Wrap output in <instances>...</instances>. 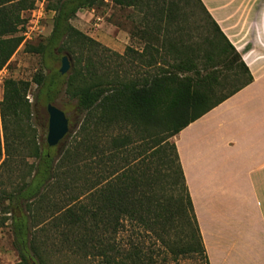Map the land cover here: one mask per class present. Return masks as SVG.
Instances as JSON below:
<instances>
[{
  "label": "trees",
  "instance_id": "trees-1",
  "mask_svg": "<svg viewBox=\"0 0 264 264\" xmlns=\"http://www.w3.org/2000/svg\"><path fill=\"white\" fill-rule=\"evenodd\" d=\"M37 1L0 0V71L24 41L22 13ZM101 1L55 0L49 39L31 51L73 53V43H95L72 20ZM111 1L156 19L158 27L142 31V38L157 45L146 44L148 59L126 51L156 70L128 82L81 88L82 128L59 150L38 142L29 84L4 80L0 179L24 162L28 168L20 185L0 190V210H25L9 218L20 256L15 264H47L38 237L45 213L59 248L85 252L101 264H157L191 254L210 264L174 138L251 84L253 75L202 0ZM45 78L38 73L34 82L52 102L56 86L46 85ZM128 231L126 250L121 243Z\"/></svg>",
  "mask_w": 264,
  "mask_h": 264
},
{
  "label": "crops",
  "instance_id": "crops-1",
  "mask_svg": "<svg viewBox=\"0 0 264 264\" xmlns=\"http://www.w3.org/2000/svg\"><path fill=\"white\" fill-rule=\"evenodd\" d=\"M253 82L174 138L210 264H264V0H202Z\"/></svg>",
  "mask_w": 264,
  "mask_h": 264
},
{
  "label": "rangeland",
  "instance_id": "rangeland-1",
  "mask_svg": "<svg viewBox=\"0 0 264 264\" xmlns=\"http://www.w3.org/2000/svg\"><path fill=\"white\" fill-rule=\"evenodd\" d=\"M55 0L37 1L34 8L22 13L27 22L31 20V11L39 12L45 10V20L42 22L40 32H33L31 39L21 45L4 68L1 77L4 80L14 79L29 84L28 99L33 104V117L37 128L36 134L38 142L44 147H48V125L49 113L48 104H53L61 109L69 120L70 131L63 142L54 147L57 151L64 143L72 140L84 122L85 113L78 105L77 95L81 88L92 83L108 84L112 82H128L137 78H143L150 72H155L154 68H149L147 63L138 60V54L143 53L147 46L157 47L152 40L142 38V31L150 30L154 25L158 27L153 15H147L140 8L123 7L115 4L111 0L101 1L93 9L82 10L73 20L72 24L79 31L90 37L95 43L81 45L71 44L73 53H48L40 55L31 51V48L40 44H46L52 32L55 12L50 10V6ZM194 11L198 16L204 17L201 9L196 7ZM26 22V25L28 24ZM25 25V29H26ZM148 42V43H146ZM131 49V54L136 57L126 55L127 49ZM151 50L144 52L143 60H147ZM68 57L69 70L66 74H61L62 59ZM42 73L46 78V85L56 86V92L52 95V102H48L47 95L41 92L40 86L34 82L36 74ZM4 83L0 85V102L3 98ZM99 128H130L125 125L99 126ZM159 128V127H158ZM119 133V132H118ZM3 138V132L1 130ZM52 153H55V152ZM34 162L33 159L28 160ZM20 169L12 168L9 174L0 179V190H11L23 182L27 174L25 162ZM52 199V196H51ZM25 210L15 208L12 215L5 214L0 210V264H15L20 261L19 252L14 246V236L12 230L11 216H22ZM181 222V220H180ZM50 213H45L41 217V224L38 230L40 250L47 264H101L100 260L93 258L85 252H75L68 248H59V240L55 239L51 232ZM45 230V231H42ZM129 231L122 235V245L124 249H129ZM58 245V246H57ZM38 261V260H35ZM36 263V262H35ZM157 264H205L201 256L186 255L169 259L166 262Z\"/></svg>",
  "mask_w": 264,
  "mask_h": 264
},
{
  "label": "water",
  "instance_id": "water-1",
  "mask_svg": "<svg viewBox=\"0 0 264 264\" xmlns=\"http://www.w3.org/2000/svg\"><path fill=\"white\" fill-rule=\"evenodd\" d=\"M69 70L68 57L64 56L62 59L61 74H66ZM47 111L49 113V125L47 142L50 148L57 147L67 137L70 128L69 120L65 113L53 104H48ZM33 264H36L32 261Z\"/></svg>",
  "mask_w": 264,
  "mask_h": 264
},
{
  "label": "built area",
  "instance_id": "built-area-1",
  "mask_svg": "<svg viewBox=\"0 0 264 264\" xmlns=\"http://www.w3.org/2000/svg\"><path fill=\"white\" fill-rule=\"evenodd\" d=\"M31 20L27 22L26 29L23 33L24 41L22 45H24L28 40L31 39L32 33L37 31L40 32L42 28V22L45 20V10L42 8L39 12L36 10L31 11ZM24 17V16H23ZM4 69L0 71V85L4 83L3 77H1Z\"/></svg>",
  "mask_w": 264,
  "mask_h": 264
}]
</instances>
